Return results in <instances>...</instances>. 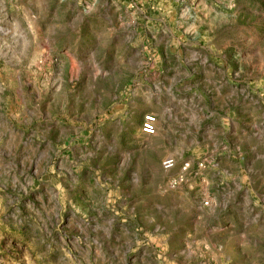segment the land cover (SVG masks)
<instances>
[{
  "label": "rangeland",
  "instance_id": "374dc122",
  "mask_svg": "<svg viewBox=\"0 0 264 264\" xmlns=\"http://www.w3.org/2000/svg\"><path fill=\"white\" fill-rule=\"evenodd\" d=\"M0 264H264V0H0Z\"/></svg>",
  "mask_w": 264,
  "mask_h": 264
},
{
  "label": "built area",
  "instance_id": "2783aa9c",
  "mask_svg": "<svg viewBox=\"0 0 264 264\" xmlns=\"http://www.w3.org/2000/svg\"><path fill=\"white\" fill-rule=\"evenodd\" d=\"M156 131V117L153 114L146 115L142 121L141 124V133L145 136H151L155 134ZM162 170L164 172H171L176 168V162L173 158H166L161 163ZM203 167L202 163L197 165L198 169H201ZM190 171V163L187 161L182 162L180 167L179 174L170 179L168 182V186L171 189H175L178 186H180L184 181L186 175ZM209 205V202L207 200H204L202 202L203 207H207Z\"/></svg>",
  "mask_w": 264,
  "mask_h": 264
}]
</instances>
